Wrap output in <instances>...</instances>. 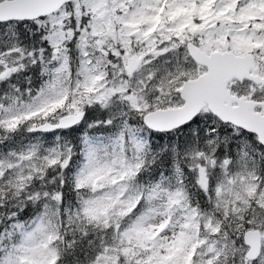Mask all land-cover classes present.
<instances>
[{
  "label": "snow or ice",
  "instance_id": "obj_1",
  "mask_svg": "<svg viewBox=\"0 0 264 264\" xmlns=\"http://www.w3.org/2000/svg\"><path fill=\"white\" fill-rule=\"evenodd\" d=\"M0 264H264V0H0Z\"/></svg>",
  "mask_w": 264,
  "mask_h": 264
}]
</instances>
